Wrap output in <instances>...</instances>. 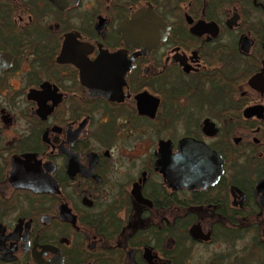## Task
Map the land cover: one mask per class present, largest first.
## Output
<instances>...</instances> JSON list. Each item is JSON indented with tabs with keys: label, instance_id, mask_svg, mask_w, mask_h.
Returning a JSON list of instances; mask_svg holds the SVG:
<instances>
[{
	"label": "flooded vegetation",
	"instance_id": "flooded-vegetation-1",
	"mask_svg": "<svg viewBox=\"0 0 264 264\" xmlns=\"http://www.w3.org/2000/svg\"><path fill=\"white\" fill-rule=\"evenodd\" d=\"M0 264H264V0H0Z\"/></svg>",
	"mask_w": 264,
	"mask_h": 264
}]
</instances>
